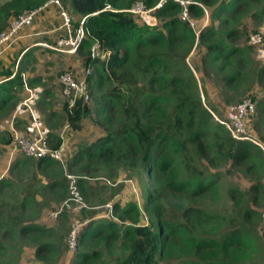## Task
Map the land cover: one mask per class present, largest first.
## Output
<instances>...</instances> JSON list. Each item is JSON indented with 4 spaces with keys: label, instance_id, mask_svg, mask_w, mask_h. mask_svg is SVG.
<instances>
[{
    "label": "trees",
    "instance_id": "trees-1",
    "mask_svg": "<svg viewBox=\"0 0 264 264\" xmlns=\"http://www.w3.org/2000/svg\"><path fill=\"white\" fill-rule=\"evenodd\" d=\"M46 1L4 0L0 3V31L11 18ZM60 1L64 6L63 2L67 3L71 14L83 18L86 34L79 39L75 52L82 57L84 69H88L84 80L91 101L88 104L76 98L68 105L65 100L61 105L62 116L69 128L77 130L81 119L93 113L94 122L101 129L93 140L74 151L67 167L76 174L84 198L89 197L87 176L101 170L112 180L117 170L123 169L129 175H144L149 182L142 204L146 223L140 221L139 206L133 201H113L106 215L81 210L84 218L79 221L75 250L68 264H169L162 263L164 254L183 241L196 259L180 264H233L224 256L219 257L216 250L238 247L250 254V259L240 264H260L264 258L261 215L254 207L241 203L243 192L239 188L228 189L238 201L232 204L234 215L228 218V227L220 238L194 231L192 216L203 215V210L196 206H185L178 217H161L155 210V200L163 193L197 195L210 191L218 173L207 166L214 164H227L226 171L233 166L242 167L248 173L251 178L248 190L255 191L250 198L252 205L264 195L262 148L233 137L214 118L202 103L197 79L185 61L197 39L196 46L204 49L200 61L204 69L214 70L215 83L224 102L245 93L252 81L263 87L264 64L254 66L249 58L234 56L241 52L240 48L227 45L216 27L227 24L229 15L238 14L249 0H182L183 3L164 0L158 6L155 5L160 0ZM137 2L144 8L153 7V17L161 19L160 23H145L138 13L130 11ZM181 4L190 17L203 15L201 20L205 25H197V32L187 17L179 14ZM261 11L263 15L264 7ZM79 19L73 21L74 25ZM212 20L218 24L213 25ZM237 32L234 27L224 30L223 35L235 37ZM94 42L104 53L103 57L90 56ZM32 59L25 50L14 70L11 61L9 67L0 71V114L14 107L18 93L24 90L23 79L27 85L34 82V76L24 77L27 61ZM231 61L236 65L232 66ZM246 96L254 104L250 114L254 113V119L248 121L250 129L264 144V94L258 98ZM45 132L50 150L57 151L61 137L52 131ZM8 141L5 137L0 139L2 143ZM51 154L31 159L46 170L49 178L54 167L58 169L59 178L47 179L41 193H48L55 201L64 200L67 183ZM21 159L13 162L11 168L26 166L28 159ZM194 160H205L207 165L196 167ZM3 184L2 179L0 187ZM37 193L28 189L11 209L29 207L37 199ZM20 213L10 212L4 221L0 220V228L5 234L16 229L18 234L30 235L36 258L43 264L54 263L67 250L66 228H62L63 224L53 227L24 223ZM3 249L0 242V250Z\"/></svg>",
    "mask_w": 264,
    "mask_h": 264
},
{
    "label": "rangeland",
    "instance_id": "rangeland-1",
    "mask_svg": "<svg viewBox=\"0 0 264 264\" xmlns=\"http://www.w3.org/2000/svg\"><path fill=\"white\" fill-rule=\"evenodd\" d=\"M3 1L0 0V3ZM162 1L164 0L158 1L155 6L160 5ZM180 2L183 1L180 0ZM63 3L66 7L67 3ZM181 6L182 9L179 14L181 16L186 14L185 17H187L190 25L192 24V28L197 32V25L199 27L201 24H204V21L201 20L203 19V15L190 17L182 4ZM263 7L264 0H249L247 5L240 7L241 9H239L238 14H228L229 19L227 24L220 26L217 20L211 21L213 25L218 24L216 27L221 33L220 37H223V41L227 45L238 46L240 48L241 52L239 54L236 53L234 56L247 57L254 66L264 64V43L255 44L249 40L251 34H256L257 32L264 34V14L262 15L261 11ZM152 9L153 7L145 8V10L141 9V13L138 14L139 18L145 23H160L161 19L153 17L154 12ZM206 9L210 10L209 7H206ZM252 12L254 13L252 14ZM72 16L74 21L79 19L78 15L72 14ZM234 27L238 29L237 35L235 37L224 38V30ZM53 37V35L46 36L45 40L48 41L47 44H53L55 39ZM196 41L197 39L186 55L185 61L197 79L202 103L212 115L219 119H224L226 107L229 104L237 103L243 98H248L246 96L248 94L255 98L264 94V86L262 87L252 81L250 88L245 93L240 96H233L230 101L224 102L215 83L214 70L203 68L200 57L204 49H199L195 44ZM28 51L34 59L27 61L25 72L27 77L29 75L34 76L35 80L28 85V91L23 90L18 93L13 105L14 107L10 112L0 114V139L5 137L10 140L8 143L0 142V180L3 179V183L5 184L0 187V220L4 221L10 212L13 214L21 212L20 220L24 223L34 222L53 227L63 224L61 225L62 228H66L67 232V250L59 255L54 263L50 261L47 264H68V259L71 258L75 250V246L70 243L69 234L73 227L78 225L79 221L84 218L81 210H91L92 212L95 211L106 215L110 212V205L113 201L120 203L133 201L139 206L140 221L146 223L147 214L142 204L145 201L149 182L144 175H129L123 169H118L112 180L101 170L98 171L99 173H95L94 176H87L90 184L89 197H83L76 183V174L67 167L68 161L79 146L93 140L101 133V129L95 124L93 113L81 119V127L77 130H73L66 125L61 112V105L65 101V96L61 93L59 81V75L64 70H68L80 78V74L84 70L81 61L82 57L77 52L68 53L59 51L51 48V46H31L28 48ZM231 64L235 66L236 62L231 61ZM244 68L246 69L245 64ZM90 102L88 101V104ZM32 116L37 120L39 128L48 132L52 131L61 137V146L51 155L57 159L61 176H64L67 183L68 192L64 200L55 201L48 193H43V195L41 193L42 184L47 179L49 180L51 177L59 178L57 174L58 169L54 167L55 169H53L52 173L50 172L49 178L46 175V170H43L41 166L35 165L34 159H31V157L22 155L12 142L16 131L27 128L29 124H32ZM249 119L250 122L254 119V113ZM21 158L28 159L26 166L20 164L15 168H11L12 163ZM194 165L202 168L207 164L205 160H202V162L194 160ZM226 166L227 164L207 166L209 170H215L218 173L217 181L210 191L206 190L197 195H190L187 192H167L161 194L160 198L155 200L157 215L161 217H178L185 206H196L203 210V215L192 216L190 221L194 227V231L197 233L205 231L206 235L220 238L228 227V218L234 215L231 211L232 204L234 200L235 203L238 201V198L234 197V193L231 194L228 189L236 187L243 192L241 203L249 204L261 215L264 208V195L260 196L252 205L250 198L255 191L248 190L251 181L250 176L248 173H244L242 167L233 166L230 171H226ZM28 189L30 192H38L37 199L29 207L21 210L16 208L11 209L13 203L23 198ZM256 218L258 219V217ZM29 236L18 234L16 229L12 234H5L1 227L0 242L4 246V249L0 250V264H43L34 255L35 244L32 237ZM186 246L189 247L188 243L184 241L176 243L164 254L165 260H162V263L180 264L181 262H185L184 260L196 259ZM216 251L219 257L222 255L233 264H240L250 259V254L241 247L231 249L218 248ZM206 257L210 258L211 256L208 257L206 255ZM260 264H264V258Z\"/></svg>",
    "mask_w": 264,
    "mask_h": 264
},
{
    "label": "built area",
    "instance_id": "built-area-1",
    "mask_svg": "<svg viewBox=\"0 0 264 264\" xmlns=\"http://www.w3.org/2000/svg\"><path fill=\"white\" fill-rule=\"evenodd\" d=\"M53 3L58 7L59 22L56 27V36L51 48L68 53L75 52L77 43L81 37L86 34L83 28V18H80L78 23L74 25L73 16L70 11L62 4L60 0H47L37 8L25 10L17 16L11 18L8 24L0 31V55L5 52L18 38L19 30L27 26L32 20L33 16L40 9L46 7L48 4ZM183 3V2H182ZM141 9L145 10L141 2L134 4L129 10L135 13H141ZM149 10V9H148ZM186 14L183 16L185 17ZM264 34L257 32L250 35V42L261 43ZM104 53L98 49L97 42H94L90 47L91 57H103ZM88 73V69H84L80 78L72 74L68 70H64L59 75L61 84V93L65 96L68 105H72L76 98H80L83 102L89 101V94L86 88L84 75ZM28 85L23 79V89L28 91ZM254 104L249 98H244L241 101L229 104L226 107V116L224 119L214 118L223 123L230 131L231 135L235 138H243L259 145L264 152V144L258 140V137L250 129L249 116L253 112ZM12 142L15 148L21 153L29 157L38 158L47 153H53L48 146L47 134L42 128H39L37 120L32 116V124L27 128L18 130L14 133ZM261 226L264 228V208L261 212ZM79 228L75 225L71 230L69 237L70 243L75 246V236Z\"/></svg>",
    "mask_w": 264,
    "mask_h": 264
},
{
    "label": "crops",
    "instance_id": "crops-1",
    "mask_svg": "<svg viewBox=\"0 0 264 264\" xmlns=\"http://www.w3.org/2000/svg\"><path fill=\"white\" fill-rule=\"evenodd\" d=\"M58 21V7L53 3L48 4L46 7L36 12L30 23L19 30V36L15 42L0 55V71L5 66L9 67L11 61L14 62L12 68V70H14L21 53L28 50L29 47L37 45L48 47V41L45 40L46 36L49 37L53 35V38H55ZM18 45H20V47H18ZM82 73L80 75H82ZM26 75L25 72V78L27 77Z\"/></svg>",
    "mask_w": 264,
    "mask_h": 264
}]
</instances>
